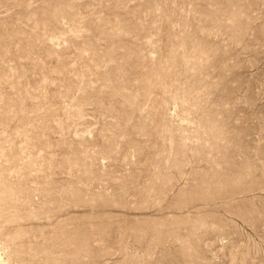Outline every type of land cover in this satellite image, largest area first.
<instances>
[{
	"label": "rangeland",
	"instance_id": "rangeland-1",
	"mask_svg": "<svg viewBox=\"0 0 264 264\" xmlns=\"http://www.w3.org/2000/svg\"><path fill=\"white\" fill-rule=\"evenodd\" d=\"M0 264H264V0H0Z\"/></svg>",
	"mask_w": 264,
	"mask_h": 264
}]
</instances>
